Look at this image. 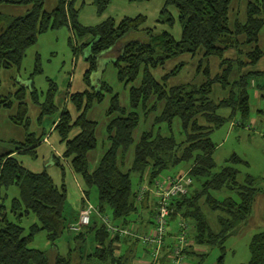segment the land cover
I'll return each instance as SVG.
<instances>
[{"label":"trees","instance_id":"1","mask_svg":"<svg viewBox=\"0 0 264 264\" xmlns=\"http://www.w3.org/2000/svg\"><path fill=\"white\" fill-rule=\"evenodd\" d=\"M45 1L0 0V5L6 3L29 6L25 14L18 16L0 11V73L3 69L20 67L27 49L37 43L41 33L68 26L73 37L82 40L81 44L73 46L74 51L89 49L86 78L95 71L100 55L121 41H125L123 50L114 60L119 79L126 85L132 84L142 74L141 82L130 87V108L121 106L118 94L113 96L108 112L112 117L108 125L110 146L96 168H90L89 153L98 144L97 121L90 119L87 112L95 101L104 98L103 87L109 90L111 88L102 82L99 89L71 92L68 100L79 115L74 119L72 112L65 107L59 116L55 129L65 143L64 156L70 160L73 170L82 177L87 189L82 207L89 199L91 189L96 187L100 214L107 215L106 210L110 208L112 218L107 216L114 224L139 231L130 224L128 218L138 211L150 194L145 193L140 197L141 187L138 190L134 188L132 174L138 173L140 180L146 175L149 185H154L161 174L181 162H188V174L193 179L192 187L186 194L172 198L168 217V232L174 218L179 219L178 226L183 221L188 222L191 227L187 240L181 243L176 238L174 244L169 246L166 238L158 255H155L151 247L149 249L153 255V264L160 259L163 263L168 260L166 264H208L210 248H223L227 237L249 219L257 195L264 193L257 186L259 180L255 176L247 174L243 182L238 179L239 169L236 164L245 161L237 154H233L219 170L216 169L214 153L217 144L211 137L214 130L234 116H239L237 120L234 119L235 125H244L249 121L252 113L250 84L253 79L258 89L264 90V70L245 73L232 83L230 77L234 59L226 57L228 50L238 49L237 51L242 52L246 47L248 50L244 53V60L238 58L242 65H257L264 58V46L260 44L264 29V0H248L246 20H236L234 25L231 20L234 0H165L156 21L159 25L173 28L176 17L170 7H175L182 27L180 39L170 29L159 30L158 25L148 26L146 14L125 15L120 20L110 16L99 24L87 26L79 18V0H57V5L52 10L44 8ZM111 2L94 0L97 14L103 15ZM84 3L85 0L81 5ZM138 32L144 37L129 38L131 34ZM241 37L244 38L243 41ZM70 44L73 45L71 38ZM198 51L203 54V59L212 56L221 59L219 73L213 75L208 66L203 69L205 81L200 85L184 83L168 86V81L179 75L185 62H180L165 73L161 80L151 72L166 60ZM37 60H40L39 56ZM35 71H42L38 62ZM49 83L45 103L41 105L42 114H51L56 108L54 99L57 84L52 79H49ZM215 84L229 88V95L215 100ZM1 86L0 76V89ZM32 86V100L38 103L37 88L34 84ZM27 99L28 90L24 85L9 95L0 94V111L4 108H16L17 112L11 116V120L22 127L25 133L21 140L12 141L14 149L0 153V264H48V254L30 246L34 236L40 231H46L47 239L56 243L63 239L70 226L65 185L58 186L46 170L35 172L26 168L18 158V155L37 158L38 148L46 135L44 129H30L32 121L28 115ZM156 103L162 105L160 113L155 117L151 129L144 131L135 143L133 164L124 169L123 157L135 142L133 133L141 120L137 108L141 106L145 113L151 112L157 107ZM222 107L231 109L229 116L220 113ZM116 111L119 112L118 115H114ZM176 119L181 124L180 139L176 138L173 131ZM159 123L168 125V135L161 128L156 129L155 124ZM76 128L79 132L72 136ZM197 185L200 188L196 189ZM13 186L19 189V195L12 197L9 205L8 190ZM154 204L155 216L157 199ZM205 207L215 214V218L206 213ZM96 213L98 212H94L93 216ZM30 214L36 215L37 222L26 228L21 221ZM93 216L89 227L97 230L99 245L96 249L84 256L81 247L76 245L67 255L59 254L54 264L127 262L122 255L116 254L115 243L132 237L110 233L101 215L100 223L94 222ZM75 237L78 241L81 237L82 241L85 238L81 233ZM177 245H182L180 253L175 252ZM165 247L168 248L167 251H164ZM250 248L251 259L248 264H264V230L254 236ZM223 261L222 255L217 264H222Z\"/></svg>","mask_w":264,"mask_h":264},{"label":"rangeland","instance_id":"2","mask_svg":"<svg viewBox=\"0 0 264 264\" xmlns=\"http://www.w3.org/2000/svg\"><path fill=\"white\" fill-rule=\"evenodd\" d=\"M83 0H79L78 6L81 7L80 9V20L84 22H91L89 17L85 18L86 13L89 10L96 9L93 3H89L88 0H85L84 5L82 4ZM119 0H114L115 6H117V2ZM125 3V7H117L115 13V18L120 20L123 16H136L138 14H146L148 16V25H158L159 30L162 29H170V31L175 35L177 39L181 38L182 35V27L177 19V10L175 7L171 6L170 10L173 15L176 17V22L173 28H169L166 26L159 25L156 21L158 14L165 3V0H150V1H143V2H129L128 0H122ZM57 0H46L44 8L46 10H52L56 5ZM113 4V3H112ZM113 4V5H114ZM247 4V2H246ZM240 4L235 5V10L239 11L243 17L246 16V9L247 5ZM112 6V5H111ZM110 8L107 10L109 11ZM28 4H3L0 5V11L6 13L7 15L18 16L25 14L28 10ZM125 8V12L120 13V10ZM237 8V9H236ZM234 10V11H235ZM232 11V10H231ZM240 15V17H241ZM113 16V17H114ZM235 16L239 18L238 14H232V20H235ZM243 20V19H241ZM134 38H142L144 36L141 33H133ZM130 35V36H131ZM264 36V29L261 33ZM70 38L72 39V44H70ZM146 41V40H145ZM125 42V41H124ZM124 42L121 41L120 44L124 45ZM81 39H76L73 37V33L68 26H62L56 29H48L46 32H43L39 35L38 41L35 45L31 46L26 51V56L24 57L21 66L17 68L11 69H3L0 73L2 86L0 89L1 95H9L14 93L20 86L24 85L27 87L28 90V106L29 112L28 115L31 118V130L32 131H39L46 130L47 132L51 131V127L53 126L54 122L60 116L62 110L65 107L71 108L72 114L75 113V108L73 104L68 100L71 95V91H82L84 87V83L81 80L83 78V73L85 66L87 65V61L85 60V50L79 51L78 56L74 52V47L76 44H81ZM119 44V43H118ZM39 56L40 60H37ZM203 54L199 51L197 53H185L180 55L178 58H173L166 60V62L162 65H159L156 69H153L151 72L153 75L158 79L161 80V77L170 72L174 69L180 62L184 61L185 66L180 70L179 75L173 76L168 81V86H175L187 83L191 81L192 83L199 84L201 81V75L195 74V68L199 64V58ZM211 62V69L213 71L217 70V66L214 65L215 58H210ZM37 62L40 64L42 71H35V67ZM195 64V66H193ZM105 66V67H104ZM101 71L97 74L94 71V75H91V82L93 84V88L99 89L102 86V82L108 84L111 90L106 89L103 87L104 98L101 101H95L93 105L89 108L87 112V116L90 119L97 121V129H96V137L98 140L97 147L90 151V168H94L98 165V161L102 158V155L110 146V141L108 137V125L111 121V116L108 114L110 110V106L112 103L113 96L115 94L119 95V103L122 107L126 109L130 108V98L129 92L130 87L132 85H138L141 82L142 74L137 78V80L132 84H127L121 81L118 77V71L113 62H108L106 65L104 64ZM98 68V67H97ZM96 68V69H97ZM200 69V67H199ZM49 79H52L57 84V91H55V111L51 114H42L41 105L45 103L47 92L50 88ZM35 85L38 91V103H34L32 100L31 93L33 91L32 85ZM216 93L214 89L213 97H219V99L223 98L221 96L222 90L215 86ZM92 88V89H93ZM91 89V90H92ZM230 90V89H229ZM251 90L253 91V96H251ZM257 90L253 88L250 89V106H251V118L247 123H245L242 128H232V120L226 122L220 128L214 130L212 133V139L217 144L215 149L214 157L217 162L216 169L219 170L223 165L227 164V160L231 158L233 154H237L241 157L245 162L237 163L236 166L239 169L238 179L243 182L247 174H251L255 176L259 181L257 182V186L264 191V94L261 97H256ZM154 101V100H153ZM151 105L153 102L150 103ZM157 107L151 112H144L142 107L140 106L137 108L138 113L140 114V123L136 130L133 133V137L135 142L129 148L127 153L124 155L123 158L129 160L131 155L135 156V143L139 140L140 136L144 131L151 128L154 124L155 117L159 115L162 105L160 103ZM160 105V106H159ZM159 106V107H158ZM16 108H4L0 111V145H7L9 148H12V141L13 140H21L25 133L22 127L16 125L11 120V116L16 114ZM118 111L114 115H118ZM220 113L229 116L231 113V109L229 107H222L220 109ZM43 119L40 120V117L43 116ZM256 119V120H255ZM235 120H237L235 118ZM251 127H248V126ZM156 129H162L164 134H169V127L166 123H159L155 124ZM252 129V130H248ZM173 131L176 135V138L180 139L181 137V124L180 120L176 119L173 124ZM57 133V132H56ZM55 132L54 134L57 135ZM44 147V146H43ZM42 147V148H43ZM44 150L47 147L43 148ZM9 150V149H8ZM49 153V152H48ZM47 153V154H48ZM46 154V153H45ZM95 154L98 155L96 161L93 160V156ZM130 155V156H129ZM22 164L30 165L32 161L37 163L38 166L43 167L46 164L48 167L56 168L51 166V164L45 162V158L43 157V153L39 158H33L28 155L21 156ZM23 164V165H24ZM55 165V163H52ZM65 167L67 169V175L65 181L69 183V191H68V204L72 203L73 201L77 200L74 198L72 194V189L74 188V183L71 180V174L69 170V165L65 163ZM189 163L181 162L178 166L172 167L171 169L164 172L165 174H161L164 177L167 175H176L180 172L182 173H189L188 167ZM25 166V165H24ZM26 167V166H25ZM182 168V169H181ZM125 169V168H124ZM179 170V171H178ZM173 172V173H172ZM55 180L58 179L57 173L53 172ZM79 175V174H78ZM80 176V175H79ZM81 177V176H80ZM133 179V186L136 189L139 184L140 176L138 173L132 174ZM192 185L190 186V188ZM188 189V192L190 191ZM200 188L197 185L198 189ZM77 191V187H76ZM74 191V193H76ZM9 198L7 199V203L10 205V200L14 196L19 195V189L17 187H11L9 190ZM155 196V195H154ZM179 195L173 196L174 198L178 197ZM180 197V196H179ZM90 200L97 205L98 200V191L96 187H93L90 191ZM154 198V197H153ZM156 198V197H155ZM154 198V199H155ZM73 204V203H72ZM74 205V204H73ZM155 209V204H154ZM206 213L215 218V214L209 212L208 208H206ZM107 215H113V212L110 208L106 210ZM109 216V217H110ZM13 218V216L11 215ZM176 220L175 218L172 220ZM182 221V220H181ZM37 222V217L34 214H30L28 217H25L21 223L26 228H28L32 223ZM74 222V221H73ZM73 222H68V225L72 224ZM185 223L184 227L186 232V240L190 231V225L187 221H183ZM216 222V220H215ZM133 225V224H132ZM264 230V193H259L257 195L255 205L253 207V211L249 216V219L243 223L236 231L233 232L232 235L228 236L226 239L223 248L215 247L210 248L209 257L207 258L208 264H217L218 259L220 256H224V261L222 264H248L251 259V242L254 236ZM177 231H182L181 225L178 226ZM177 234V239L180 234ZM70 230L66 229V232L63 237V241L65 238L69 237V240L74 238V234ZM82 233V232H81ZM77 235V234H76ZM179 240V239H178ZM56 242L55 246L52 242H50L46 237V231L38 232L32 242L30 243L31 247L38 248L42 251H45L49 256V263L54 264L55 260L53 259L54 253L59 252L62 254H66L68 247L65 246V242ZM93 243L92 237L88 233L85 236V249H88ZM142 248V246H139ZM206 249V247H204ZM181 249V245H177L176 251ZM168 248L165 247L164 251H167ZM171 250L168 252L170 254ZM184 257V256H183ZM161 261L160 260H157ZM164 264L160 262V264Z\"/></svg>","mask_w":264,"mask_h":264},{"label":"crops","instance_id":"3","mask_svg":"<svg viewBox=\"0 0 264 264\" xmlns=\"http://www.w3.org/2000/svg\"><path fill=\"white\" fill-rule=\"evenodd\" d=\"M93 1L94 0H88L89 3H93ZM111 1H112L111 2L112 6L110 5L111 9L109 11H106L103 15L99 16L96 12V9L94 8L93 10L92 9L89 10L85 15V18L89 17L91 19V22H84L83 23L81 20L80 21L84 25H87V26L96 25V24H99L100 22H102L103 20H105L106 18H108L110 16H114L115 14H112V13H115L116 8L118 6L119 7H125V3L122 0H119L117 2V6H115L114 0H111ZM246 2L248 3V0H234L233 1L231 16H232V14H235V15L238 14L239 18L237 16H235V20H232V18H231L232 24L236 20L243 19V20H241L242 22H244L246 20V16L243 17L241 15V13H239L240 10L239 11L235 10V7H236L235 5H240V4L244 5V4H246ZM56 5H57V2H56ZM125 11H126L125 8H122L120 10V13L125 12ZM240 15H241V17H240ZM155 25H157V24H155ZM155 25H153V26H155ZM148 26H151V25H148ZM129 38H134V35L129 36ZM243 40H244V38L241 37V41H243ZM260 44L262 47L264 46V36H262V35H261ZM123 46L124 45H121L119 43L116 46H114L113 48L109 49L108 51L102 53L100 55V57L98 58V63H97L98 68L96 67L97 69H95V71H96L95 74H97L101 71L104 64L106 65V63H108V62L114 63V60L118 57V55L123 50ZM237 50L238 49H236V50L231 49V50H228V52H226V57H230V58L234 59V69H233L231 77H230V81L232 83L234 81L239 80L241 75H243L245 73H248L251 71H262V70H264V58L257 65H253V66L252 65H242L241 63H239L238 58L239 59L241 58L242 60H244V53H245V51L248 50V48H246V47L243 48L242 52H239ZM75 53L78 56L79 51L75 52ZM88 54H89V49L87 48V49H85V58L87 57ZM212 57L215 58L214 65L217 66L216 71H213L211 69V62L212 61L210 60V58H212ZM212 57L203 59L202 56H200V58H199V64L195 68V74H197V76L201 75L200 80H199L201 82L199 84L192 83L191 81H189L187 83L196 84V85L202 84L205 81V74H204L203 69L206 66H208L211 69V72L213 75L220 72V70H221V67H220L221 66L220 65L221 59L219 57H216V56H212ZM182 62H184V61H182ZM86 63H87V65L85 66V69H84L83 78H81L83 83L85 82L84 87L82 88V91L90 90L93 88V84L91 82L92 81L91 75H94L93 74L94 72H92L89 75V78L85 77L87 69L89 68V62H86ZM193 66H195V64H193ZM199 67H200V69H199ZM216 85L218 86V88H220V90H222L221 96L223 98H225L229 95V92H230L229 88H224L220 84H215L214 89L216 88L215 87ZM252 86L255 90H257V93L254 94V95H256V97H261L264 94V90L260 91L258 89V87L256 86V81L254 79L251 81L250 89ZM214 89H213V91H214ZM216 91L217 90L215 89V93H216ZM71 92H76V91L73 90ZM213 94H214V92H213ZM251 96H253L252 90H251ZM215 100H219V97H216ZM67 108L71 111V108H69V107H67ZM78 115H79V112L75 108V113H73L74 119H76V117ZM238 117L239 116H234L232 119H235ZM58 119H59V117H58ZM58 119L54 122L53 126L51 127V131L47 132L46 135L44 136L42 143L38 148V157H37V158H39L41 156V154L43 153V157L46 160L45 162L51 164V166H54L56 168H51L50 166L48 167L47 164L43 167H40L37 165V163H34V161H32V163L30 165L24 164V163L23 164L26 166V168H28L32 171H35V172H42L43 170H46L53 177L55 183L58 186H61L62 184L65 185L67 193L69 191V186H68L69 183L67 181H65V178L67 175V169L65 167L66 166L65 163H67L69 165V170H70L69 172L71 174V180L74 183V188L72 189V194H73L74 198H76L77 200L72 202L74 205L72 203H69V204L66 203V210H67V213L69 216V222H73V221L75 222L79 218L80 210H81L82 205H83V196L85 195V193H87L86 192L87 189H86V186H85V183H84L82 177H80L78 175V173H76L73 170L70 160L66 156H64L66 146H65V143L61 141V136L58 133V131L55 129L56 124L58 122ZM231 123H232V128H236V127L242 128V126L245 125V123H244V125H239V124L235 125L234 120H232ZM248 127H251V126L249 125ZM149 129H151V128H149ZM248 130H252V129H248ZM54 132L55 133L57 132L56 133L57 135H55ZM78 132H79V130L77 128L74 129L72 136L76 135ZM42 147L43 148L47 147V149L44 150ZM14 148L15 147H14L13 143H12V148H9L7 145H5V146L0 145V153H4V152L12 150ZM21 156L22 155H18V158L20 161H21ZM28 156H30V155H28ZM89 156H91V155H89ZM97 158H98V155L95 154V156H93V160L96 161ZM133 161H134V155H131V158L129 157V160H128V158L127 159L123 158V167L125 169H128L133 164ZM52 163H55V165H52ZM94 168H96V166ZM94 168H91V169H94ZM53 172L57 173V177H58L57 180H55ZM163 174H165V173H163ZM148 184H149V182L147 181V177L145 175L143 180L139 179V184H138V187L136 188V190H138L140 187H142L144 185H148ZM150 186L152 187L153 185H150ZM76 187H77V191H76ZM74 191H76V193H74ZM147 194H150V196H148L149 197L148 200L145 199L146 201L144 200V203L142 204V206L139 207L138 211L128 218L131 221L130 224L131 225L133 224V226L136 229H138L140 232L151 231V229L153 227V223H154V202H155L156 198L151 191H148ZM67 198H68L67 199V202H68V200H69L68 194H67ZM88 200H90V198ZM97 212L100 214L99 210ZM98 213H96L93 216V221L100 223V221H102V220H101L100 215ZM178 222H179L178 218L176 220L172 221V223L170 222L169 232L167 234V242H166L167 245H169V246H172L174 244L176 238H177L176 234H177V230H178ZM117 223H119V222H117ZM88 233L90 234V236L92 237V240H93V243H91V245L88 249H85V238H84V241H82V237H81L80 241H78L79 239L77 237H75L77 233H75L74 238L72 240H69V237H67V238H65V241H63V239L57 241V242H62V241L65 242V246L68 247L66 254H62V253H60V254L61 255H67L69 253L70 249L74 248L76 245H79L81 247L84 256H87L89 253H92L94 251V249H96V247L99 245V244H97L98 243L97 242V239H98L97 238V230L87 226L84 228V231L81 234L86 236ZM79 234L80 233H78L77 236ZM55 244L56 243H53L54 246H55ZM139 246H142V248H140ZM115 247H116V254L122 255L124 257V259H127V262L125 264H153L154 263L153 255H152V252H150L149 246L145 245L142 241H139L137 239H133V237L131 239H127V240L117 241L115 243ZM53 253H54L53 259L55 260L56 257L59 255V252H57V253L53 252ZM160 262L161 261H158V262L155 261V264H160ZM166 262H168V260H165L164 264H166ZM83 264H84V262H83ZM85 264H88V263H85Z\"/></svg>","mask_w":264,"mask_h":264},{"label":"built area","instance_id":"4","mask_svg":"<svg viewBox=\"0 0 264 264\" xmlns=\"http://www.w3.org/2000/svg\"><path fill=\"white\" fill-rule=\"evenodd\" d=\"M192 182V177L189 174L182 172L174 176H159L154 181V185L152 187L149 184L141 187L140 197H143L145 193L151 191L158 201L157 212L154 216L155 223L149 232H140L128 227H120L114 224L111 219L104 214H100L101 218L110 233L114 235L119 234L121 237L130 235L131 237L136 238L142 241L145 245L151 247L155 251V255H158L167 238L171 200L175 195L181 196L186 194ZM98 210V205H95L90 200H86L84 206L80 210L78 220L70 224L69 230L77 234L83 232L84 228L91 224L93 213ZM184 225V222L181 223L182 231L178 236L181 243L186 242V228ZM181 249H178L175 252L180 253Z\"/></svg>","mask_w":264,"mask_h":264}]
</instances>
